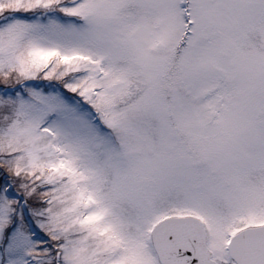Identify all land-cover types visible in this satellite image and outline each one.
I'll list each match as a JSON object with an SVG mask.
<instances>
[{
	"label": "snow or ice",
	"instance_id": "6c2138e0",
	"mask_svg": "<svg viewBox=\"0 0 264 264\" xmlns=\"http://www.w3.org/2000/svg\"><path fill=\"white\" fill-rule=\"evenodd\" d=\"M0 264H264V0H0Z\"/></svg>",
	"mask_w": 264,
	"mask_h": 264
}]
</instances>
